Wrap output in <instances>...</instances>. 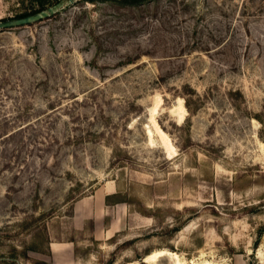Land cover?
I'll use <instances>...</instances> for the list:
<instances>
[{
  "label": "rangeland",
  "instance_id": "374dc122",
  "mask_svg": "<svg viewBox=\"0 0 264 264\" xmlns=\"http://www.w3.org/2000/svg\"><path fill=\"white\" fill-rule=\"evenodd\" d=\"M0 264H264V0L0 29Z\"/></svg>",
  "mask_w": 264,
  "mask_h": 264
},
{
  "label": "water",
  "instance_id": "95a60500",
  "mask_svg": "<svg viewBox=\"0 0 264 264\" xmlns=\"http://www.w3.org/2000/svg\"><path fill=\"white\" fill-rule=\"evenodd\" d=\"M73 0H59L56 3L52 4L51 6H48L44 9H41L37 12L21 16V17H15V18H9L4 19L0 21V29L3 28H9V27H15L20 25H26L31 24L37 21H41L43 19H46L50 17L51 15L57 13L59 10H61L65 5L71 3Z\"/></svg>",
  "mask_w": 264,
  "mask_h": 264
},
{
  "label": "bare ground",
  "instance_id": "6f19581e",
  "mask_svg": "<svg viewBox=\"0 0 264 264\" xmlns=\"http://www.w3.org/2000/svg\"><path fill=\"white\" fill-rule=\"evenodd\" d=\"M166 254L168 255V251H166V250H164V249L155 250V251H153V252L147 254V255L145 256V260H146L147 262L152 263V262H155L156 259H157L159 256L166 255Z\"/></svg>",
  "mask_w": 264,
  "mask_h": 264
},
{
  "label": "trees",
  "instance_id": "16d2710c",
  "mask_svg": "<svg viewBox=\"0 0 264 264\" xmlns=\"http://www.w3.org/2000/svg\"><path fill=\"white\" fill-rule=\"evenodd\" d=\"M120 1L123 2L124 5L135 6V5H139V4L145 3L147 1H150V0H120ZM37 11H39V10L34 9L30 12H25V13L21 14L19 17L25 16V15H28V14H31V13H34Z\"/></svg>",
  "mask_w": 264,
  "mask_h": 264
}]
</instances>
